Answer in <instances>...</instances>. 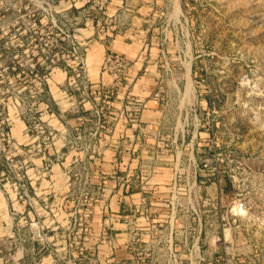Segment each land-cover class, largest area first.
<instances>
[{
    "label": "rangeland",
    "instance_id": "rangeland-1",
    "mask_svg": "<svg viewBox=\"0 0 264 264\" xmlns=\"http://www.w3.org/2000/svg\"><path fill=\"white\" fill-rule=\"evenodd\" d=\"M114 6L138 125L75 90ZM0 264H264V0H0Z\"/></svg>",
    "mask_w": 264,
    "mask_h": 264
},
{
    "label": "crops",
    "instance_id": "crops-1",
    "mask_svg": "<svg viewBox=\"0 0 264 264\" xmlns=\"http://www.w3.org/2000/svg\"><path fill=\"white\" fill-rule=\"evenodd\" d=\"M142 7L143 6H140L138 7V9L124 7L126 11H123L122 7L120 6L112 7L111 11L106 12L110 16V21H113V25L107 27V29H105L103 33H100L98 31L96 33H93L95 37L93 41L96 42L97 45H101L104 51L121 53L126 57L134 55V58L136 56L138 58L134 61V64L131 65L128 71L127 80L126 82L124 81V85L113 87L114 95L112 96L110 106L108 108H117L120 109L121 112L124 109L131 107L128 105L130 97L143 101L141 111L150 110V108H157L158 106L156 98L145 100L151 93L154 92L155 89H145V87H137L138 81L141 77L137 76L140 67H135V64L137 62L141 63V61H139L140 55H138V52L135 51L134 43L141 40V38L139 37L140 33H137L139 29L138 27L132 25L134 24L133 21H120V17L122 18V14H131L133 12H138V10H140ZM91 81L93 85L90 87V89L96 88L101 82H103L107 86H110L112 84V76L105 71H101L98 73L97 78L91 79ZM130 120L135 121V123H132L133 125H138V121H142L141 114L135 118H130Z\"/></svg>",
    "mask_w": 264,
    "mask_h": 264
},
{
    "label": "built area",
    "instance_id": "built-area-1",
    "mask_svg": "<svg viewBox=\"0 0 264 264\" xmlns=\"http://www.w3.org/2000/svg\"><path fill=\"white\" fill-rule=\"evenodd\" d=\"M102 63L104 71L107 72L109 70L112 76V84L110 86H107L101 82L94 89H75L79 90L83 96L82 99L88 98L90 108H93L96 113H98L99 110L101 111V109L105 107L108 108L110 106V101L114 95L113 87L120 85L122 81L127 80L128 71L131 67L129 59L125 55L119 53H109L104 55ZM158 94L159 91L155 93V95ZM128 105L133 107L130 108L132 111H134L135 118L138 116V113L143 106V101L130 97Z\"/></svg>",
    "mask_w": 264,
    "mask_h": 264
}]
</instances>
